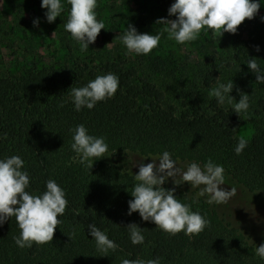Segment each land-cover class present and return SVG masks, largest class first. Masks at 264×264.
<instances>
[{
	"label": "trees",
	"instance_id": "16d2710c",
	"mask_svg": "<svg viewBox=\"0 0 264 264\" xmlns=\"http://www.w3.org/2000/svg\"><path fill=\"white\" fill-rule=\"evenodd\" d=\"M249 31L247 39L232 46L233 59L248 65L264 59V25ZM259 46V51H257ZM210 59L215 60L216 54ZM149 62V69H157ZM113 72L119 87L112 98L94 108L76 111L71 88L81 87L97 75ZM220 72L215 68L199 75V84L210 88ZM260 90V89H258ZM256 108L264 114V93L259 92ZM179 102L167 103L165 94L149 75L116 58L96 64L74 60L60 65L31 67L18 74L0 77V158L19 155L30 175L27 191L39 194L48 179L65 190L68 205L53 240L33 242L20 248L14 237L20 228L15 217L0 226V264H121L123 259L160 258V264H264L256 247L264 243L249 229L230 219L219 204L207 203V194L198 197L200 187L187 182L163 185L175 187L174 195L189 203L210 221L198 234L183 231L171 235L138 212L128 215V201L136 183L134 176L114 157L158 158L167 150L178 163L209 158L223 165L225 183L241 188L244 194L264 197V126H258L247 147L237 155L235 129L242 122L233 107L215 97L200 102L194 88L182 92ZM83 123L90 134L106 137L110 159L79 163L72 150V131ZM95 223L116 242L115 251H101L88 225ZM143 229V244L131 242L129 224Z\"/></svg>",
	"mask_w": 264,
	"mask_h": 264
},
{
	"label": "clouds",
	"instance_id": "9594fccd",
	"mask_svg": "<svg viewBox=\"0 0 264 264\" xmlns=\"http://www.w3.org/2000/svg\"><path fill=\"white\" fill-rule=\"evenodd\" d=\"M68 3L70 10L64 25L65 31L71 34L81 51H87L89 45L95 43L100 31L106 29L104 22L97 19V0H68ZM260 6L261 0H174L168 9V15L176 18H159L156 23L167 25L169 38L183 44L196 40L204 28L219 32L220 36L224 32L236 33L237 27L246 18H254ZM41 8L46 9L44 16L47 22L52 23L57 17H61L64 4L62 0H41ZM261 20L264 21V17ZM39 22L38 17L34 18L33 27H38ZM121 40L129 54L148 55L159 45L161 35L138 32L133 24L128 23ZM259 50L257 46V51ZM247 64L255 74L256 81L264 83V68L255 59H249ZM118 87V75L108 72L97 75L81 87L71 88L70 96L76 111L85 107L92 109L98 102L112 98ZM233 88V80L226 83L218 81L208 95L215 97L221 105L225 102L232 105L233 112L238 115L247 112L250 107L249 94L240 93L237 102L231 95ZM70 131L73 133L71 148L79 163L91 169L94 160L104 157L109 149L106 137L90 134L83 123ZM247 145L246 139L239 138L234 148L235 153L241 154ZM24 163L19 155L0 158V226L9 218L15 217L21 231L14 240L20 248L31 247L33 242H51L57 225L61 223L59 217L63 216L68 205L65 190L54 179H48L45 190L39 194L27 191L30 175L24 169ZM136 166L139 171L134 175L136 183L130 192L133 199L128 201V215L138 212L142 220L155 223L171 235L181 231L186 235L198 234L210 221L199 211H193L191 204L176 197L175 187H163L169 178H173L175 185L184 182L189 183L191 188L203 185L197 196L207 194L209 204H227L237 194L235 187L230 190L221 187L226 184L225 169L211 158L203 164L191 161L182 168L172 153L165 150L158 154V158H151L149 163H144V157H141ZM177 177L182 183L177 181ZM87 227L99 250L107 252L118 248L107 232L102 231L95 223H90ZM126 228L133 244H143L145 236L141 227L131 223ZM256 254L264 259V243L256 247ZM121 264H160V258L123 259Z\"/></svg>",
	"mask_w": 264,
	"mask_h": 264
},
{
	"label": "rangeland",
	"instance_id": "374dc122",
	"mask_svg": "<svg viewBox=\"0 0 264 264\" xmlns=\"http://www.w3.org/2000/svg\"><path fill=\"white\" fill-rule=\"evenodd\" d=\"M173 2L97 0V19L104 22L106 29L100 31L95 43L89 45L87 51H81L79 44L64 28L70 10L68 0H62L64 11L52 23L47 22L44 16L46 9L41 8V0H0V77L18 74L31 67L60 65L74 60L96 64L121 58L126 66L149 75L151 81L164 92L167 103L177 104V97L189 88H194L200 102L204 103L212 98L208 93L217 83L204 88L199 84V75L204 70L215 68L220 72L219 82L233 80L231 95L237 102L240 93L250 96V107L247 112L239 113L242 122L235 129L236 137L249 139L258 126H264V114L257 111L255 98L259 92L264 93V83L256 81L248 65L233 59L232 46L235 42L245 41L249 31L257 32L260 28L256 26L257 23L264 25L261 20L264 17V0H261L254 18H246L237 27L236 33L224 32L220 36L219 32L204 28L196 40L183 44L169 38L167 25L156 23L159 18H176L168 15ZM37 17L39 26L33 27L32 21ZM128 23L133 24L141 33H159V45L148 55L129 54L121 40ZM108 43L111 44L106 46ZM213 53L216 54L215 60L210 59ZM153 61L156 62V70L149 69L148 63ZM258 65L264 68V59ZM224 105L232 107L227 102ZM104 155L93 163L110 159L108 153ZM114 158L133 176L138 173L136 165L140 158ZM149 162L151 159H144V163ZM178 164L182 168L186 165ZM221 187L230 190L234 186L225 184ZM235 188L236 196L227 204H219L221 210L230 219L249 229L256 238L264 240V197L244 194L241 188Z\"/></svg>",
	"mask_w": 264,
	"mask_h": 264
}]
</instances>
